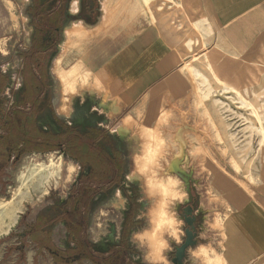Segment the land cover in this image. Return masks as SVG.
<instances>
[{
  "label": "crops",
  "instance_id": "1",
  "mask_svg": "<svg viewBox=\"0 0 264 264\" xmlns=\"http://www.w3.org/2000/svg\"><path fill=\"white\" fill-rule=\"evenodd\" d=\"M75 1L77 11L72 13L71 5ZM123 1L66 0L62 9L61 40L53 52L52 57L56 53L53 61L59 58L62 70L67 64L69 70L76 68L81 73L90 74L91 80H94L98 87L103 86L109 90L111 96L122 99L121 102L124 104L118 113L111 115L110 102L98 97L95 92L93 95L76 96L79 102L74 107L75 110L88 101L90 114L93 115L92 124L84 129L94 127L120 137L115 130L121 122H135L136 114L143 107L158 105L157 102L151 104L150 101H157L159 97L168 94L171 96L176 89L174 87L178 84L177 81L180 80L179 76L186 72H183L185 61L191 58L188 44L190 42L205 44L204 48H200L199 45L191 47L196 55L203 53L200 56L202 58L205 52L211 58L220 57L214 52H228L227 57L232 58V40L237 41L236 39L239 42L243 41L248 51L253 52L259 48L257 46L259 44L261 51H264V0H152L147 4L145 2V5L143 0ZM54 2L55 0H39V9L49 7ZM32 3L33 0L27 7V12ZM73 24L79 26L77 27L79 29L75 30L72 39L74 43L71 44L73 46L67 47L65 52L62 50L65 43L64 30ZM208 44L210 45L207 46ZM178 102L176 105L181 106L182 103ZM189 104L187 101L185 109ZM113 119L118 121V125L112 132L110 121ZM128 133L121 135L123 139L127 138ZM37 156L41 157L39 153H34L23 161L17 179L24 166L31 164ZM70 163L73 171H70L71 167H67V177H72L77 172V166L73 162ZM200 167L212 170V178L209 179L214 189L227 182L217 173L219 167L215 163L199 167L190 164L188 169L198 170ZM192 190L194 191L193 188ZM190 194L189 190L188 200L182 203L184 207L191 198ZM256 194V198H246L232 184V191H229L232 199L231 209L224 217L223 233H220L219 240L215 236L210 237L209 234V228H215L212 224L217 221L216 218L212 220L207 217L204 222L198 223L196 215L204 214L207 210L202 202H198L193 212L194 218L197 219L194 226L196 243L193 247L210 246L220 255L223 264H264V195L259 191ZM195 195L198 198L197 193ZM119 197V192H116L113 202H110L112 209H116L120 203ZM66 199L60 203H64ZM26 205H20L21 210L15 222H12L11 215L7 222L8 216L2 214V220L5 221L0 223L3 229L0 235V264H61L28 237L25 239V246H22L26 224H34L38 215L54 204L44 207L45 209L40 208L34 213L28 209V207L31 209L32 205L29 203ZM24 216L27 219H24ZM14 226L18 231L14 232ZM48 229L50 240L58 249L69 241L64 223L53 224ZM70 247H73L71 242ZM193 247L188 249L189 255ZM144 261L150 264L145 259ZM75 264L91 263L82 261Z\"/></svg>",
  "mask_w": 264,
  "mask_h": 264
},
{
  "label": "rangeland",
  "instance_id": "2",
  "mask_svg": "<svg viewBox=\"0 0 264 264\" xmlns=\"http://www.w3.org/2000/svg\"><path fill=\"white\" fill-rule=\"evenodd\" d=\"M30 4L31 0H0V73L9 76V83L4 93V96L8 100L7 107L14 99L11 90L21 91L22 89L20 77V69L22 67L21 57L22 53L28 49L32 36V16L27 12V7ZM236 40H232V58H228V52H214L220 57H214L212 59L216 62L227 60L225 63L230 68L227 77L230 83H232V61L235 62L236 68H234L237 74L234 84L240 87V92L244 100L238 99L232 93L224 92L221 88L215 86V84L205 80L202 75L190 77L184 67L183 72H186L179 76L180 80L177 81L178 84L175 85L174 88L176 89L172 92L171 96L168 94L167 96H162V98L159 97L157 101H150L151 104L157 102L158 105L143 107L136 114L134 118L135 122L132 121L133 124L131 123L132 127L127 138L121 139L113 135L125 151L126 170L123 182L125 190L128 196H131V187H135L138 194L136 201L138 209L134 220L139 222V224L130 232L129 236L130 246L137 253L133 258L137 261L147 264L144 261L146 249L143 245L132 243V235L148 228L149 224L145 213L151 205V201L147 200L143 193V182L140 177L135 183L128 182L126 177L129 172L132 173L135 170L134 157L140 154L143 141H148V144H151L150 142L155 138L154 144H156V134L160 136L163 134L165 141L171 146L170 137L165 133V130H172L174 128V123L179 119L177 107L185 111L187 101L191 104L189 106L191 110L189 117L190 124L196 125L200 123L199 128L203 132H200L202 134L200 140L192 139L194 146L192 152L188 156V160L184 158L186 163L183 160V165L178 167L182 171H179L177 174L174 171L167 172L180 181L182 189L184 191L186 190L185 193H188L191 187L194 189L195 194L197 193L198 195V198L196 197L195 201H193L194 206L198 202H202L206 206L204 208H207V210L204 214L196 215V218L199 219L198 223L204 222L208 219L207 217H210V219L216 218L219 223L216 224L218 227L214 225L216 228L213 229L210 226L209 234L210 237L215 236L219 240L221 237L220 233H223L222 223L224 222V217L228 215L231 209L230 202L232 199H230L229 191H232V184L246 198H256L258 191L264 195V51H261L260 44L257 45L259 48L254 49L253 52L248 51L243 41L239 42L238 39ZM200 44L201 42L198 44L196 42L190 43L191 58L185 61L184 66L189 65L203 71V61L202 57H200L203 53L197 54V56L195 50H191L193 45H199L200 48H203ZM55 56L56 53L53 57L51 56L48 67L51 108L61 121L77 126L83 130L87 125L92 124L93 115L90 114V108L87 105L88 101H85L81 107L78 106L75 110L74 107L79 102L76 96L83 97L85 94L93 95V93L83 92L81 95H72L69 99L70 107L72 105L73 110L71 115L66 117L60 114L58 112V106L63 98L61 83H59V80L51 72ZM63 67V71H69V65L66 64ZM207 91L209 94L206 100ZM178 101H180V104L182 103L181 106L176 105V103H179ZM49 111L38 121V125L44 130L49 128L55 130L57 127ZM167 114L170 115L168 116ZM110 123L113 132L118 125V121L113 119ZM124 123L121 122L116 129ZM140 134L142 137L139 136ZM204 136L206 137L204 138ZM139 138L142 139L140 140ZM174 139L176 141L179 140V138ZM153 146L156 145L152 143V149H154ZM31 154L23 155L15 166H9L6 170V176L3 178L5 182L0 183V204L3 203L6 205L0 209V223L5 221V219L2 220V214L8 216L7 222L10 220V215L12 222H15L17 214L21 210L20 205L31 204V209L29 207L28 209L29 212L32 211L34 213L40 208L55 204L56 202L60 203L61 200L68 197L71 187L77 182L80 171L76 162L63 155L60 151L52 152L51 154L43 153L40 154L41 157H34V161L28 166L26 165L29 167L26 170V175L28 176V174L34 171L32 166L35 163H45L48 161V156H52L54 162H62L61 171L57 175L58 177L55 176L49 179V174L44 172L42 176H36L34 179L28 181L25 187H21L19 195L15 194L13 188L16 189L15 187L21 184L20 174L17 179L19 168L23 161ZM148 155L149 153L144 154V156ZM166 158L169 160L170 157L167 155ZM70 162H73L77 166V172L76 175L67 177L66 168L72 166ZM151 163L153 164L152 161ZM151 163L149 161V164ZM214 163L219 167L217 173L221 174L227 181L226 183L218 185L215 189L212 186L213 184H211V179H209L212 178V170L201 167L198 170L188 169L190 164L199 167L204 164ZM149 164L148 166L151 167ZM115 191H117V188L111 190L105 197H97L90 214L89 238L100 249L117 244L125 215L130 208L128 200L121 190L120 193L125 199L123 210L121 209V203L118 206L116 205V209L111 208L110 201L113 202L112 196ZM190 197L192 198L191 194ZM185 200L181 203L176 202L172 206L176 218L182 222L179 226L183 233L180 237L182 241L185 239L184 231L187 228L183 221L182 213L184 207L182 203ZM7 228L9 227L7 226ZM15 230L18 231V228L14 226V232H16ZM2 232L3 229L0 226V235ZM168 244L171 250H166L165 256L169 264H172L171 259L174 256L175 249L182 243L177 244L176 241L168 239ZM69 246L70 242L67 240L60 249L66 250ZM183 264H197V261L188 254V250L186 251Z\"/></svg>",
  "mask_w": 264,
  "mask_h": 264
},
{
  "label": "trees",
  "instance_id": "3",
  "mask_svg": "<svg viewBox=\"0 0 264 264\" xmlns=\"http://www.w3.org/2000/svg\"><path fill=\"white\" fill-rule=\"evenodd\" d=\"M34 5L30 13L36 17L46 16V19L52 17L51 11L39 9V0H34ZM51 51H54V46ZM36 65V60L28 63L23 71L24 86L21 91L11 90L14 99L8 107L4 93L9 76L0 73V183H3L9 166H15L23 155L31 153L62 151L79 164L82 173L64 203L56 202L47 211L41 212L34 224H26L22 246H25L28 237L61 264L82 261L91 264H145L133 258L137 253L129 242L130 232L139 224L134 220L138 209L137 192L130 200L131 212L123 222L118 243L101 252L90 240L88 228L93 201L97 195L120 185L126 161L114 149V140L103 130L88 128L80 132L60 123L55 114L53 118L61 126L60 133L45 131L38 126V117L47 102L42 104L50 97V89L47 84L48 65L45 63L43 70ZM87 168L88 173H84ZM190 191L195 201L197 196L192 188ZM56 223L65 224L73 247L60 250L52 244L48 227Z\"/></svg>",
  "mask_w": 264,
  "mask_h": 264
},
{
  "label": "bare ground",
  "instance_id": "4",
  "mask_svg": "<svg viewBox=\"0 0 264 264\" xmlns=\"http://www.w3.org/2000/svg\"><path fill=\"white\" fill-rule=\"evenodd\" d=\"M143 1H144V5H145V2H149L150 0L149 1L143 0ZM143 1H142V3H143ZM120 2H121V0H120ZM159 6H160V4H159ZM160 10H162V9H160ZM76 11H77V3L75 1L71 5V12L75 13ZM80 25H82V23ZM77 27H79V26H76L73 24V25H71V27L64 30L65 43L62 46L63 51H65L67 49V47H69L72 44V42L74 41V40L72 41V39L74 37L75 30L77 29ZM97 33H98V31H97ZM80 34H82V33H80ZM89 36H91V35H89ZM85 38H86V36H85ZM190 43H192V42H190ZM190 43H188L189 46H190ZM200 45H201V47L204 48L205 44L203 42H201ZM71 46H73V45H71ZM58 59L53 61V66H52L51 72L59 80V83H61V92H62L63 98L61 99V101L59 103L58 111L60 114L68 115L70 110H71L70 102H69L70 97L72 95H81V94H83V92H88V93H94L95 92L98 97H103L106 101H109L110 102L109 111H110L111 115L118 113L123 108L124 104L121 102L122 99L120 100L119 98H116V97L114 98L113 96H111L109 90H107L103 86L102 87L100 86L101 88L98 87V85L93 82L94 80H91L90 74L81 73L76 68H72L68 72H65L60 68ZM202 61H203V65H202L203 71H200V70H198L192 66H189V65L184 66L187 73L190 75V77L191 76L192 77H198L199 75L200 76L202 75V77L205 80H207L208 82H211L212 84H215V86L221 88L224 92L232 93V94L236 95L238 97V99L244 100L243 96L241 95V92H240V87L236 86L234 84V80L236 79L235 76L237 74L234 61H232V83H230L228 78H227L228 77V71L230 70L229 65L225 63L227 60L226 61L221 60L220 62H216L211 57H209V55L205 54L204 57L202 58ZM76 65H75V67H76ZM97 79H99V78H97ZM201 80H202V78H201ZM207 81H206V83H207ZM100 83H102V85H103V82H101V80H100ZM208 94H209V92L207 91V94L205 97L206 100L208 99ZM189 106H191V104H189ZM177 109H178L177 112L179 113L178 114L179 115L178 121H176L174 123V128L172 130H165V133H167L170 137V141L172 143L171 146L169 143H167L165 141L163 134L161 136L159 134H156L157 135L156 136V142L157 143L155 142L156 144H154L155 138H154V140H152L150 142L151 144L153 143V145H156V146H153L154 149L151 148V144H148V141H146L147 143L145 141H143L141 144L142 146H141L140 154L135 155V157H134L135 170L132 173H130L129 177L127 176L128 179L132 180V181H137V179L139 180V177L141 178V180L143 182V184H142L143 185V193H144L146 199L151 201V205L149 206V208L147 209V211L145 213V217L147 218V221L149 224L148 228L143 229L141 231H138L134 234H142L145 232H151L153 230V228L155 227L154 221L158 218L157 213L160 210L161 201L165 199L164 197L161 196L159 189L157 188V185H159L161 183L167 184V182L170 179L177 180L179 183L176 185V188L174 190L179 191L185 197V199L187 197L186 200L184 199L185 202L188 200V195L186 196L187 192L185 193L186 190L184 191L182 189L180 181L175 176L170 175L168 172L174 171L177 174L179 171H182V170H179L178 167H180V165H183V160L184 161H185V159L188 160V156L190 155V153L192 152V148L194 147L192 139L193 140H197V139L200 140L201 135H202V134H200V132H203V131L201 128H199V124H200L199 122H198L199 124H196V125L190 124L189 117L191 115V110L189 107L185 111H182V109H180L179 107H177ZM106 112H108V111L106 110ZM127 123H129V124H127ZM130 123H132V122H125L123 125H121L117 129V132L119 134H125V133L129 132V129H131ZM137 131H138V129H137ZM173 132H175V133L173 134ZM139 136L142 137L141 134ZM205 137L206 136H204V138ZM174 138H176V139L179 138V140L176 141ZM145 152L147 154L149 153V155L150 154L151 155L150 156L149 155L144 156V154H146ZM167 155L170 157L169 160H167V158H166ZM144 157L145 158L147 157L146 158L147 160ZM147 161H148V163H146ZM149 161H150V163L152 161L153 164L152 163L149 164ZM185 163H186V161H185ZM148 164L151 167H149ZM61 165H62L61 161L54 162L52 159V156H48L47 162L35 163V165L32 166V168H34V171H32L30 174H28V176L26 175V170L29 169V167H27L28 165L24 166V168L20 172L21 184H20V186L16 187V189L14 190V193L19 194L21 191V187L22 188L25 187L26 184L28 183V181L34 179L36 176H42V174L44 172H47L49 174V179L57 176L59 174V172L61 171ZM72 170H73V168L71 167L70 171H72ZM118 200L120 203L122 202L120 197L118 198ZM176 202L181 203V201L172 200L171 197H168L167 198V206L165 209L167 214L173 216V218H175V219H177V218H176V215L172 209V206ZM0 205H2V207H0V209L6 206L3 203ZM178 221H180V220H178ZM216 224H219V223L216 221L215 223L212 224V226H214V225L217 226ZM180 232H181V230H180ZM134 234H133V236H134ZM161 235H162V238L165 239L167 242H168V239H172L175 241V239L169 235L168 231H162ZM178 235H179V233H178ZM132 240H133V237H132ZM134 243L141 245L140 242H138V241H136ZM142 245L146 249L144 259L147 262H149L150 264H153V261H154L153 249L149 246V242L146 240V241H144V243ZM201 247L208 250L207 259L215 261L216 264H223V260L220 257V255L210 246H204V245H198L196 248L193 247L194 249L190 250V255L194 260L197 261V264H205V257L192 255L193 252L197 251V249H199ZM189 249H191V248H189ZM163 255L165 256V252L163 253Z\"/></svg>",
  "mask_w": 264,
  "mask_h": 264
},
{
  "label": "flooded vegetation",
  "instance_id": "5",
  "mask_svg": "<svg viewBox=\"0 0 264 264\" xmlns=\"http://www.w3.org/2000/svg\"><path fill=\"white\" fill-rule=\"evenodd\" d=\"M65 1L66 0H55V2L51 6L44 8L45 11H47V12L51 11L52 12L51 13L52 17L49 16L48 19H46V16L36 17L32 13H30L29 10L34 8V6H35L34 5V0H33V3H32V7L30 9H28V13L31 14V16H32V20H31L32 36H31V39H30V44H29L28 49L24 53H22V57H21L22 67L20 69V77H21L22 88L24 86L23 71L27 67L28 63L32 62L33 60H36V62H37L36 66H37L38 69L43 70V66H45V63L49 67V62H50L51 56H52L53 52L55 51L57 45L60 43V40H61L60 39L61 38V30H62V25H63L62 24V22H63V11H62V9H63ZM53 18H54V21H51ZM57 39H59V43H56ZM53 46H54V51L52 52L51 49H52ZM47 70H48V68H47ZM47 84H48V87L50 89L49 75H48ZM46 102H47V106L44 109V111L41 113V115L38 117V121L42 118V116L46 112H48V110H50L49 113L52 116V119H53L57 129L53 130L52 128H49L47 130H51L54 133L58 134V133H60L62 131V129H61V126L58 123H56V121L53 118V114H55V113L53 112V110L51 108L50 97H48L45 100V103H43L42 105H44V104L46 105ZM71 112H72V108H71ZM62 115H64V114H62ZM70 115H71V113L68 114V115H64V116L69 117ZM55 116H56V114H55ZM57 119H58V121L60 123L65 124V125H67V126H69L71 128H76L80 132H84L88 128H94V127H87L86 129L82 130L81 128H79L77 126L70 125V124H67L66 122L61 121L58 117H57ZM47 130H45V131H47ZM115 131L120 136V138L123 139V137L121 136L122 134H119L117 132V129ZM110 136H111L112 140H114V143H115L114 149L117 152H119L120 154H122V158L126 161V159H125V151L120 146L118 141L112 135H110ZM60 152L64 155V153L62 151H60ZM78 169H79L80 175H81L82 171H81V167L79 166V164H78ZM125 170H126V166H125L124 172L122 174L123 178H122V182L120 183V185L117 186V187L112 188L111 190H114V189L117 188V191H115L113 193V196L115 195L116 192H119V196H120L121 200L123 201L122 208H121L122 210H123V208L125 206V199L122 197V195L120 193V190L123 192V195L128 200L130 208H129V210L127 211V213L125 215V218H126L130 214L131 208H132L131 205H130V200L133 198V196L135 195L137 190H136L135 187H131L132 195L128 196L127 191L125 190V187L123 185ZM88 171H89V168H87L84 173H88ZM80 175H79V177H80ZM129 175H130V172L128 173L127 176L129 177ZM128 177H126L128 182H134V183L137 182V181L129 180ZM111 190H109L106 193H101V194L97 195L95 197L94 201H93V206H94V202H95L97 197H101V196L105 197V196H107L109 194V192ZM113 196H112V198H113ZM189 210H192V211L188 215L187 213L189 212ZM193 212H194L193 199L190 198V200L188 201L187 205L185 207H183V209H182L183 217L184 218L187 217V216L188 217L189 216L194 217L193 216ZM196 222H197V219L194 218V222H193L194 226L196 225Z\"/></svg>",
  "mask_w": 264,
  "mask_h": 264
},
{
  "label": "clouds",
  "instance_id": "6",
  "mask_svg": "<svg viewBox=\"0 0 264 264\" xmlns=\"http://www.w3.org/2000/svg\"><path fill=\"white\" fill-rule=\"evenodd\" d=\"M178 183L179 182L177 180L170 179L167 184L161 183L157 185L161 196L165 199L161 201L160 210L157 213L158 218L154 221L155 227L151 232L134 234L133 236V241H138L141 245L146 240L149 242V246L153 249V264H169L163 253L166 250L170 251L171 249L168 242L162 238V231H168L169 235L175 239L177 244L183 243L180 238L183 233L180 232L179 227L182 222L173 218V216L167 214L165 211L168 197H171L172 200L181 202H183L185 199V197L179 191L174 190ZM192 255L205 257V264H216L215 261L207 259L208 250L203 247L197 249V251L193 252Z\"/></svg>",
  "mask_w": 264,
  "mask_h": 264
},
{
  "label": "water",
  "instance_id": "7",
  "mask_svg": "<svg viewBox=\"0 0 264 264\" xmlns=\"http://www.w3.org/2000/svg\"><path fill=\"white\" fill-rule=\"evenodd\" d=\"M192 210H189V212L187 213L188 215L191 213ZM183 221L186 224L187 228L185 229V239L183 241V243L176 247L175 249V253L173 258L171 259V263L172 264H183V260L185 258L186 255V251L193 247L196 243L195 238H196V233H195V227H194V217L191 216H187V217H183ZM96 250L101 251V252H105L108 250V247H104L102 249L95 247Z\"/></svg>",
  "mask_w": 264,
  "mask_h": 264
}]
</instances>
